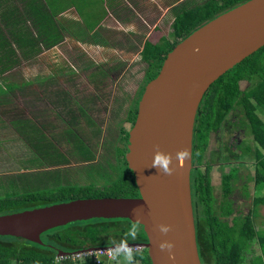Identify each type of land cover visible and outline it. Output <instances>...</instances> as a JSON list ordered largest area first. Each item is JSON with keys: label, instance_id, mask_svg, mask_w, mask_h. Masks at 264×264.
Masks as SVG:
<instances>
[{"label": "trees", "instance_id": "16d2710c", "mask_svg": "<svg viewBox=\"0 0 264 264\" xmlns=\"http://www.w3.org/2000/svg\"><path fill=\"white\" fill-rule=\"evenodd\" d=\"M244 1L246 0H204L189 7H173L174 16L170 25L172 35H161L156 41L145 40L141 43L138 53L143 63V72L136 87L122 89L129 97L124 116V121L129 122V126L136 116L137 104L145 84L157 74L166 53L206 21ZM95 25L92 26V31ZM48 26L49 24L40 25L39 29L41 31L43 27ZM51 28L54 29V26H49L48 30ZM16 42L25 53L35 50L34 43L28 42L22 35L16 38ZM50 44V41L46 42V45ZM10 46L9 39L0 32V52L7 55L11 50ZM1 56L3 54L0 53V65L5 66ZM116 69L114 67L115 71ZM119 70L121 71V67L115 74L112 73L113 76L123 75V71ZM107 71L108 69L102 73L107 75ZM99 111L100 109H97V112ZM262 116L264 117V45L214 80L204 92L196 110L191 146L190 189L197 251L201 264H264V228L256 230L257 224L264 223V211L261 212L264 210V193L258 196L254 194L264 189ZM95 124L99 130H94L89 142H97L101 136V123ZM213 128L220 132V141L212 147V151L218 152L220 157L216 167L219 174L217 194L212 190L210 166L206 159L208 139ZM129 129L126 125L121 126L114 137L115 142L111 147H114L118 173L102 187L80 185L75 182L77 178H70L69 175L66 180L64 176L62 179L59 176L53 186L46 190L42 189V183L39 185L35 182L37 185L24 187L22 191L7 192V188H17L10 184L1 191L0 214L74 198L138 196L133 173L124 157ZM241 132L247 133L248 142ZM85 136L81 130L78 143L74 142L73 136L67 137L68 142L79 146L78 153L87 156L77 160L80 162L94 159L91 151L86 152L85 143L88 138ZM56 155H63V152L60 151ZM71 161L64 162L69 164ZM241 167L247 170L252 168L253 172L246 171V174L242 175ZM49 173L53 172L47 170V175ZM65 181L67 184H63ZM250 196H253L251 206L244 205ZM146 240L142 226L127 218L78 220L42 232L40 242L0 235V264H131V260L140 264H151L145 247L117 253L113 259L100 261H94L89 254L81 258L70 254H57L58 250L73 252L88 247H105L116 242L140 243ZM254 244L258 249L257 255L251 254ZM124 254L129 255L130 260L121 259Z\"/></svg>", "mask_w": 264, "mask_h": 264}, {"label": "water", "instance_id": "95a60500", "mask_svg": "<svg viewBox=\"0 0 264 264\" xmlns=\"http://www.w3.org/2000/svg\"><path fill=\"white\" fill-rule=\"evenodd\" d=\"M262 45L264 0H246L193 30L145 84L128 131L124 157L139 195L74 198L0 214V235L40 242L42 232L73 221L127 218L147 240L105 247L140 244L151 264H201L190 189L196 110L214 80Z\"/></svg>", "mask_w": 264, "mask_h": 264}, {"label": "crops", "instance_id": "0c3cea01", "mask_svg": "<svg viewBox=\"0 0 264 264\" xmlns=\"http://www.w3.org/2000/svg\"><path fill=\"white\" fill-rule=\"evenodd\" d=\"M150 1L159 7L161 21L173 13L175 5L189 7L204 0H140V4L138 0H102L108 13L95 27L107 15L120 22L112 9H139L138 5ZM87 5L88 0H0V32L11 44L8 56L0 52L6 64L0 65V194L10 184L19 188L40 185L51 169L45 154L56 155L66 146L78 155L79 146L67 140L72 133L80 135L82 130L88 138L86 152L96 154V141L89 142L95 132L90 124H100L108 117L105 104L111 101H106L110 92L106 93L102 82L113 77L110 67L106 75L102 71L107 69L81 66L80 53L74 51L81 46L80 30L85 24L80 11ZM143 20L147 23V18ZM48 24L54 29L48 30V26L40 31V25ZM121 33L115 35L122 39L125 32ZM126 33L136 43L149 40L144 34L135 35L138 30ZM17 35L34 43L35 50L21 51ZM49 41L51 44L46 45ZM91 160H72L58 167H75ZM71 172L67 174L70 178L78 176Z\"/></svg>", "mask_w": 264, "mask_h": 264}, {"label": "rangeland", "instance_id": "374dc122", "mask_svg": "<svg viewBox=\"0 0 264 264\" xmlns=\"http://www.w3.org/2000/svg\"><path fill=\"white\" fill-rule=\"evenodd\" d=\"M88 2L90 3V5L85 6V8H82V10L80 11L81 17L83 18V22L85 24L84 26H86V28L82 26L80 30L81 46L79 47V51L77 50V48L74 49L75 52L80 53V65H90L99 69H108L110 67L112 69L111 74H115L117 69L121 67L123 75L121 74V76L118 77L119 74L117 72L118 75L116 76H113L114 74H112V81L108 78H104L102 82L104 87L107 86L106 93L108 92V90L110 92L106 101H111L110 103L105 104V108L108 111V117L106 116V118L103 119L102 123L100 124L101 129H103L100 133V137L102 139L99 137L101 140L98 139V141L96 142L97 149L95 150L96 154L94 155V159L91 160V162H87L84 164L79 163V165L75 167H58L61 164H65L66 162L64 161H77L78 159H81L83 157L85 158L87 156H82L80 152L79 155H73V149L66 146H64V149L62 150L63 155L67 159H65L63 155L45 154L44 159L47 165L51 168L49 169V172L53 173H49V175H47L42 182L43 190L50 189L53 186V183H55L56 179H59V176H61V179L64 176V180H66V175L68 173L73 174L71 170L75 174L78 173V176L75 177L77 178V181L75 182L84 186L93 185L96 188L102 187L111 179H114L116 177L118 172L115 165L113 153L114 147L112 148L111 145L114 144V137L117 136L120 127H124L126 124L124 121V116L126 114L125 107L129 102V97H127L128 93L124 92L122 89L124 88L128 90L129 87H136L137 81L139 80L143 72V63L141 62L138 53V49L141 43L134 42L126 33V30L129 33L132 32V30H138L139 33L135 35L143 37L144 34L148 37L149 40L152 41H156L161 35L167 37H170L172 35V29L170 25L174 15L171 13L167 14L166 18L159 21L158 18L161 12L158 10L159 7L155 4L154 1L153 3L150 1L151 4L143 3L141 6L138 5L139 9L133 8L135 10H133L132 8H126L124 9V11H119L120 9L114 11V9H112L113 15L116 14L115 18L120 22H116L113 18H111V16L107 15L104 22L100 23V25L96 26L92 31V26H94L97 21H99L108 12H106V5L102 3V0H88ZM138 2L140 4V0H138ZM144 18H147V23L144 22ZM151 19L156 20L155 22H153L154 20L152 21ZM152 22L155 23V25L157 24V27H155ZM116 32H125V36L120 39L118 35H115ZM114 38L117 40H114ZM91 41L95 42L92 43ZM114 67L117 68L116 71L114 70ZM90 127H93L95 131L96 129L99 130L95 123L90 124ZM219 133L220 132L217 129H212L208 139V150L206 152V159L208 165L210 166L209 171L213 188L212 190L215 194H217L219 190V174L216 170V167L220 162V157H218V152L212 151V147L218 141H220ZM241 135L245 138H249L247 133L243 134V132H241ZM72 136L75 143L80 142V138L78 137V135L72 134ZM247 138L246 142L249 141V139L247 140ZM67 145H69L68 142ZM246 171H249L250 173L253 172L252 168H248V170L245 167L240 168V174H246ZM63 184H67V182L65 181ZM9 190L22 191V188H7V192ZM261 193H264V189L258 190L254 194L255 196H258ZM252 200L253 196L248 197L244 205L251 206ZM263 211L264 210L262 209L261 212ZM251 254H258V249L255 244L253 245ZM121 259L130 260V256L124 254L122 255ZM131 264L140 263L138 261L131 260Z\"/></svg>", "mask_w": 264, "mask_h": 264}, {"label": "built area", "instance_id": "2783aa9c", "mask_svg": "<svg viewBox=\"0 0 264 264\" xmlns=\"http://www.w3.org/2000/svg\"><path fill=\"white\" fill-rule=\"evenodd\" d=\"M142 246L140 244H133V245H123V246H116V247H98L95 250L92 251H75L74 253L70 255H74L75 257L81 258L84 255H91L94 261H100L102 260H109L113 259L117 253H125L130 252L132 250H140Z\"/></svg>", "mask_w": 264, "mask_h": 264}, {"label": "flooded vegetation", "instance_id": "af4514ba", "mask_svg": "<svg viewBox=\"0 0 264 264\" xmlns=\"http://www.w3.org/2000/svg\"><path fill=\"white\" fill-rule=\"evenodd\" d=\"M135 119V118H134ZM134 122V121H133ZM133 122H132V124H133ZM125 125L126 126H128V127H130L131 128V126H132V124L129 126V122H126L125 121ZM127 143H128V138H127ZM126 147H127V144H126ZM264 228V223L263 224H257V226H256V230H260V229H263ZM116 243H119V242H116Z\"/></svg>", "mask_w": 264, "mask_h": 264}, {"label": "clouds", "instance_id": "9594fccd", "mask_svg": "<svg viewBox=\"0 0 264 264\" xmlns=\"http://www.w3.org/2000/svg\"><path fill=\"white\" fill-rule=\"evenodd\" d=\"M122 243V242H121ZM163 247V246H162Z\"/></svg>", "mask_w": 264, "mask_h": 264}]
</instances>
